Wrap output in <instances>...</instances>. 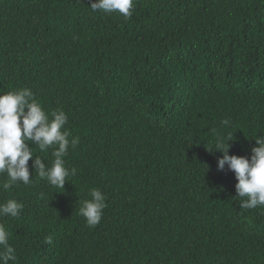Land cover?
Instances as JSON below:
<instances>
[{"label":"trees","instance_id":"obj_1","mask_svg":"<svg viewBox=\"0 0 264 264\" xmlns=\"http://www.w3.org/2000/svg\"><path fill=\"white\" fill-rule=\"evenodd\" d=\"M134 8L125 20L90 0H0V94L30 89L79 137L64 189L32 160L31 185L0 189L24 205L0 217L10 264H264V206L240 207L211 132L249 159L264 136V0ZM29 147L51 167L52 148ZM93 188L107 207L89 227L78 201Z\"/></svg>","mask_w":264,"mask_h":264},{"label":"clouds","instance_id":"obj_2","mask_svg":"<svg viewBox=\"0 0 264 264\" xmlns=\"http://www.w3.org/2000/svg\"><path fill=\"white\" fill-rule=\"evenodd\" d=\"M90 7L94 12L118 13L125 20H129L135 10L134 0H90ZM67 122L68 115L63 110L49 114L28 88L0 94V176L6 177L0 182V189L9 191L19 183L31 185L34 178H30V160L33 161L35 177L38 175L50 186L64 189L70 178L76 175L75 168L66 167L65 157L70 147L74 149L79 144L78 136L69 139L72 133L65 127ZM221 123L230 125L227 119ZM211 132L215 151L222 153L217 170L222 171L227 165L228 170L234 172L238 181L235 185L236 197L244 198L240 207L248 210L264 206V136H254L258 147L252 148L249 159L229 154V141L233 140L231 133L225 136L216 129H211ZM30 143H34L44 153L49 148L53 149L51 167H47L40 156H34ZM89 196L91 199L78 201L79 215L89 227H95L103 218L107 207L106 197L97 188L91 189ZM23 208L22 202L8 199L0 203V217L18 218ZM9 240L10 233L0 223V264H10L17 259L16 250Z\"/></svg>","mask_w":264,"mask_h":264}]
</instances>
